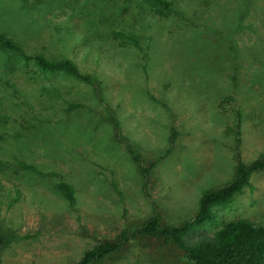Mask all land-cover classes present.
<instances>
[{
    "label": "rangeland",
    "instance_id": "obj_1",
    "mask_svg": "<svg viewBox=\"0 0 264 264\" xmlns=\"http://www.w3.org/2000/svg\"><path fill=\"white\" fill-rule=\"evenodd\" d=\"M175 1L0 0V35L96 79L0 49V229L14 238L0 264H76L104 242L122 246L99 264H190L142 227L192 223V244L264 223V171L195 219L204 192L264 157V0Z\"/></svg>",
    "mask_w": 264,
    "mask_h": 264
},
{
    "label": "trees",
    "instance_id": "obj_2",
    "mask_svg": "<svg viewBox=\"0 0 264 264\" xmlns=\"http://www.w3.org/2000/svg\"><path fill=\"white\" fill-rule=\"evenodd\" d=\"M145 1L150 7L164 12H173L177 4L175 0ZM127 37L137 43L133 35ZM0 49L18 54L26 62L32 61L43 73L63 72L91 85L96 83L95 78L79 74L72 61L68 59L49 61L42 54L28 56L17 42L5 35H0ZM21 167L26 171H35L33 166L21 164ZM262 171H264V157L247 166L239 164L235 177L229 183L220 189L203 193L195 217L196 223L211 221L212 209L215 206L229 203L248 184L252 174ZM58 188L69 202H74V190L70 185L62 183ZM191 228L192 223H185L179 227H161L158 218H154L147 222L140 232L149 237L163 238L176 246L190 264H264V223L245 219L227 222L212 239L189 244L184 238ZM13 240L11 235L0 229V247H8ZM120 246H122L121 242H104L94 249L85 251L76 264H99L119 252Z\"/></svg>",
    "mask_w": 264,
    "mask_h": 264
}]
</instances>
